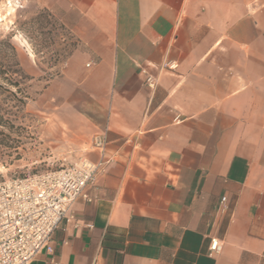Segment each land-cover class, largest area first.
Listing matches in <instances>:
<instances>
[{
    "label": "crops",
    "instance_id": "crops-1",
    "mask_svg": "<svg viewBox=\"0 0 264 264\" xmlns=\"http://www.w3.org/2000/svg\"><path fill=\"white\" fill-rule=\"evenodd\" d=\"M23 7L76 41L46 87L69 151L109 159L28 264H264V0Z\"/></svg>",
    "mask_w": 264,
    "mask_h": 264
},
{
    "label": "rangeland",
    "instance_id": "rangeland-1",
    "mask_svg": "<svg viewBox=\"0 0 264 264\" xmlns=\"http://www.w3.org/2000/svg\"><path fill=\"white\" fill-rule=\"evenodd\" d=\"M0 16L1 71L21 68L31 77L18 86L0 78V179L84 158L69 151L66 130L56 118L62 109L46 90L76 41L52 13L24 8L23 0H0Z\"/></svg>",
    "mask_w": 264,
    "mask_h": 264
},
{
    "label": "built area",
    "instance_id": "built-area-1",
    "mask_svg": "<svg viewBox=\"0 0 264 264\" xmlns=\"http://www.w3.org/2000/svg\"><path fill=\"white\" fill-rule=\"evenodd\" d=\"M164 67L174 69L176 65L166 63ZM145 83L150 89L155 87L151 76ZM106 144L105 133L92 137L91 147L99 155L95 162L79 158L58 168L0 179V264H28L43 248L52 253V233L72 203L78 198L91 201L86 189L109 161L104 153ZM224 201L222 198L221 204ZM221 249L220 241L211 238L209 255Z\"/></svg>",
    "mask_w": 264,
    "mask_h": 264
},
{
    "label": "trees",
    "instance_id": "trees-1",
    "mask_svg": "<svg viewBox=\"0 0 264 264\" xmlns=\"http://www.w3.org/2000/svg\"><path fill=\"white\" fill-rule=\"evenodd\" d=\"M0 78L9 84H13L14 86H18L19 83H25V81L31 79V77L27 75L21 68H9L5 71H1L0 69ZM21 103H23V100Z\"/></svg>",
    "mask_w": 264,
    "mask_h": 264
},
{
    "label": "bare ground",
    "instance_id": "bare-ground-1",
    "mask_svg": "<svg viewBox=\"0 0 264 264\" xmlns=\"http://www.w3.org/2000/svg\"><path fill=\"white\" fill-rule=\"evenodd\" d=\"M3 21V18H1V16H0V23Z\"/></svg>",
    "mask_w": 264,
    "mask_h": 264
}]
</instances>
